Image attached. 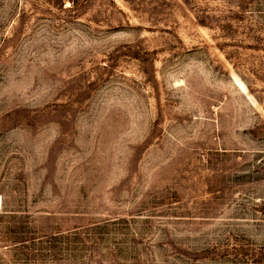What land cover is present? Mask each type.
<instances>
[{"label":"rangeland","instance_id":"rangeland-1","mask_svg":"<svg viewBox=\"0 0 264 264\" xmlns=\"http://www.w3.org/2000/svg\"><path fill=\"white\" fill-rule=\"evenodd\" d=\"M0 0V264H264V0Z\"/></svg>","mask_w":264,"mask_h":264},{"label":"trees","instance_id":"trees-1","mask_svg":"<svg viewBox=\"0 0 264 264\" xmlns=\"http://www.w3.org/2000/svg\"><path fill=\"white\" fill-rule=\"evenodd\" d=\"M71 4H72L71 6H74V7L77 6L76 5V2L75 1H72V0H71Z\"/></svg>","mask_w":264,"mask_h":264},{"label":"bare ground","instance_id":"bare-ground-1","mask_svg":"<svg viewBox=\"0 0 264 264\" xmlns=\"http://www.w3.org/2000/svg\"><path fill=\"white\" fill-rule=\"evenodd\" d=\"M3 204V200H2V197L0 196V207L2 206Z\"/></svg>","mask_w":264,"mask_h":264}]
</instances>
